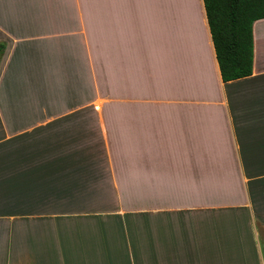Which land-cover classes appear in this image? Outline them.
<instances>
[{
  "label": "crops",
  "instance_id": "crops-1",
  "mask_svg": "<svg viewBox=\"0 0 264 264\" xmlns=\"http://www.w3.org/2000/svg\"><path fill=\"white\" fill-rule=\"evenodd\" d=\"M178 5L0 0V264H75L97 222L150 250L78 264H264V18L224 81L204 1Z\"/></svg>",
  "mask_w": 264,
  "mask_h": 264
},
{
  "label": "trees",
  "instance_id": "trees-1",
  "mask_svg": "<svg viewBox=\"0 0 264 264\" xmlns=\"http://www.w3.org/2000/svg\"><path fill=\"white\" fill-rule=\"evenodd\" d=\"M224 81L253 72V24L264 18V0H203ZM6 43L0 41V57Z\"/></svg>",
  "mask_w": 264,
  "mask_h": 264
},
{
  "label": "rangeland",
  "instance_id": "rangeland-1",
  "mask_svg": "<svg viewBox=\"0 0 264 264\" xmlns=\"http://www.w3.org/2000/svg\"><path fill=\"white\" fill-rule=\"evenodd\" d=\"M215 214L217 215V218L222 217V219L225 218V220H227L230 217H234V215H232L233 213L231 210L230 211H216ZM180 221H183L185 224L183 226H173V227H166V226L153 227V229H150L152 232L151 235L155 237L166 236L164 232L169 233L171 229L181 230L182 231L181 234L190 233L192 231V227L190 226L191 216L182 217ZM99 223L100 222H97L95 226H82L80 228L79 226H74V224H72V226L70 227V233L66 234L65 243L68 249V253L70 251V254L72 255L70 259H72V262H74L75 264H78V261H79L78 254H79V251L81 250V244H83L84 241L86 244V250H89L92 253H95L101 250L105 251L108 249V245H109L108 250L114 249V250H119L120 252H136V254H138L139 251H144V250L149 251L150 250L149 243L145 248L142 246L144 243H141V246H139L140 243H135V244L132 243L131 238H133L132 236L134 235L133 234L134 229H132L131 233L128 235L127 233V230H129L128 227H124V226L114 227V230L116 231L111 232L112 227L100 225ZM106 228H108V231L105 232L108 234V236L106 237L107 239L105 240V239L100 238L101 240H99V238L96 237V236H99L98 229H101V232L103 233L102 229H106ZM138 231L144 233L145 235H149L148 233L145 232V229L143 226L139 227ZM173 232L174 231L171 230L172 234ZM135 236H137V234ZM114 238H121L120 243L116 241ZM154 242H155V245L157 246L160 245V242L158 240L157 241L154 240ZM122 255L123 254H121V256ZM125 260L131 261V258L126 256ZM243 260L250 261L251 264L253 263L259 264V259H243ZM87 261H89V264H100L99 257H90V259H87Z\"/></svg>",
  "mask_w": 264,
  "mask_h": 264
},
{
  "label": "bare ground",
  "instance_id": "bare-ground-1",
  "mask_svg": "<svg viewBox=\"0 0 264 264\" xmlns=\"http://www.w3.org/2000/svg\"><path fill=\"white\" fill-rule=\"evenodd\" d=\"M179 1V0H178ZM178 1L176 0V3H177V5H178ZM170 3H171V1H169ZM180 3V2H179ZM175 4V3H174ZM170 5V4H169ZM180 6H181V4H179ZM178 5V6H179ZM170 7V6H169ZM172 9V8H171ZM170 8H169V10H171Z\"/></svg>",
  "mask_w": 264,
  "mask_h": 264
}]
</instances>
